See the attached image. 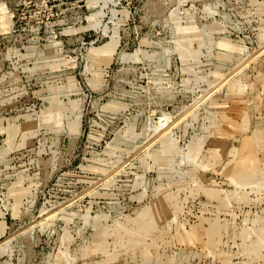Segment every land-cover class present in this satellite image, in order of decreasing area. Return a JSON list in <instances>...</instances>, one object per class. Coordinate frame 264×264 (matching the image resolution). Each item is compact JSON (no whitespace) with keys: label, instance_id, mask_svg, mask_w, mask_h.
<instances>
[{"label":"rangeland","instance_id":"374dc122","mask_svg":"<svg viewBox=\"0 0 264 264\" xmlns=\"http://www.w3.org/2000/svg\"><path fill=\"white\" fill-rule=\"evenodd\" d=\"M0 264H264V0H0Z\"/></svg>","mask_w":264,"mask_h":264}]
</instances>
